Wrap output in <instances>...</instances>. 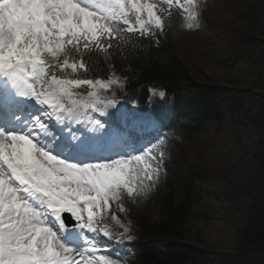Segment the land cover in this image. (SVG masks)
Masks as SVG:
<instances>
[{"label":"snow or ice","instance_id":"snow-or-ice-1","mask_svg":"<svg viewBox=\"0 0 264 264\" xmlns=\"http://www.w3.org/2000/svg\"><path fill=\"white\" fill-rule=\"evenodd\" d=\"M202 3L0 0V264H122L102 251L104 238L119 242L108 219L132 239L111 206L128 212L125 197H148L165 170L166 138L129 144L111 132L77 135L71 125L88 109L116 107L127 76L113 52L158 43L173 9L183 28L199 29ZM90 53L105 54L101 67L113 60L105 75Z\"/></svg>","mask_w":264,"mask_h":264},{"label":"trees","instance_id":"trees-1","mask_svg":"<svg viewBox=\"0 0 264 264\" xmlns=\"http://www.w3.org/2000/svg\"><path fill=\"white\" fill-rule=\"evenodd\" d=\"M260 9H264V0L250 2L246 32L242 36L247 44L245 50H241L243 55L248 59L249 56L253 58V55L258 57L255 67L260 77L257 78L254 89H241L236 82L230 86L187 81V85L180 86L177 82L185 79V73H175L183 68L171 56L169 64L175 68L167 71L160 67L154 54L141 51V47L127 49L123 54L115 55V65L127 76L124 85L129 92L146 88L152 82L161 85L169 83L167 90L177 86L181 97L189 95L195 105L199 103L197 113L200 115L214 120L221 119L225 111L231 115H242L255 135L249 145L252 148L248 155L249 172H242L240 185L229 181L233 187L237 185L236 190L242 192L246 206L239 211V219H234L235 228L232 229L229 247L213 252L195 239L188 241L184 231V220L188 213L186 206L193 198V182L203 175L178 171L166 188L167 195L160 199L164 212L158 223L144 225L135 219L139 223L141 234L148 239L144 248L139 251L140 264H251L247 256L252 254L250 252L264 253V13ZM161 51L162 49L157 53ZM91 63L97 65V75L105 74L106 64L101 67V62L94 59ZM228 194V199L236 196L230 190ZM176 195L182 197L177 205L174 203Z\"/></svg>","mask_w":264,"mask_h":264},{"label":"rangeland","instance_id":"rangeland-1","mask_svg":"<svg viewBox=\"0 0 264 264\" xmlns=\"http://www.w3.org/2000/svg\"><path fill=\"white\" fill-rule=\"evenodd\" d=\"M244 1H206L207 6L201 7L204 12L199 17L204 31H186L175 43L176 54L186 65L191 80L230 86L236 82L241 89H254L260 77L255 67L258 57L253 55L248 59L241 53L244 45L237 44L231 28V23L233 28L245 27L238 6L246 4L248 7L252 0ZM260 12L263 14L264 9ZM254 136L242 115H236L234 122L226 120L223 125H208L203 133L184 141L181 149L184 159L191 161L192 170L206 165V169L214 172L207 181L196 185L197 194L189 206L184 226L188 241L195 239L213 252L227 249L231 244L234 219H239V211L246 207L244 195L231 183L240 185L242 172H249L248 155L252 150L249 145ZM229 190L236 194L233 200L228 199ZM152 214L154 221L161 210L156 207ZM250 253L247 256L251 264H264V253Z\"/></svg>","mask_w":264,"mask_h":264}]
</instances>
